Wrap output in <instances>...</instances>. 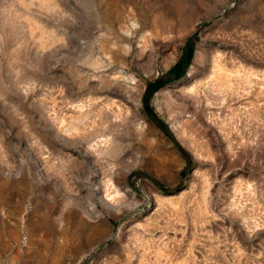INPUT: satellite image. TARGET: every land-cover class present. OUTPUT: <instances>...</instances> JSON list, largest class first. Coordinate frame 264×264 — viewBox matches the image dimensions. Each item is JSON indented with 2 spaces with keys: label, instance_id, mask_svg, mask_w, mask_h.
I'll list each match as a JSON object with an SVG mask.
<instances>
[{
  "label": "rangeland",
  "instance_id": "1",
  "mask_svg": "<svg viewBox=\"0 0 264 264\" xmlns=\"http://www.w3.org/2000/svg\"><path fill=\"white\" fill-rule=\"evenodd\" d=\"M0 264H264V0H0Z\"/></svg>",
  "mask_w": 264,
  "mask_h": 264
},
{
  "label": "trees",
  "instance_id": "2",
  "mask_svg": "<svg viewBox=\"0 0 264 264\" xmlns=\"http://www.w3.org/2000/svg\"><path fill=\"white\" fill-rule=\"evenodd\" d=\"M197 41H198L197 35H193L192 37H190L188 39V41L186 42L185 47L181 53V56L179 57L176 64L164 76L159 77L152 82H149L147 84V88H146L144 95L142 97L143 108H144L146 115L150 118V120L152 122H154L156 124V126L167 137H169L170 139H172L176 143L175 145L177 146V148L179 149V151L181 152V154L184 156V158L186 160H188L189 154L182 148V146H180L176 142L169 126L157 117V115H156V113H155V111L151 105V99L165 85H167L171 82L177 81L186 75L188 69L191 66V63H192V60L194 57L195 45H196ZM188 162H189V160H188ZM140 175H142V174L141 173L137 174V177ZM153 182L156 185L160 186L157 181L154 180Z\"/></svg>",
  "mask_w": 264,
  "mask_h": 264
},
{
  "label": "bare ground",
  "instance_id": "3",
  "mask_svg": "<svg viewBox=\"0 0 264 264\" xmlns=\"http://www.w3.org/2000/svg\"><path fill=\"white\" fill-rule=\"evenodd\" d=\"M115 55H120L115 52ZM72 118L75 119L73 127L77 128V137L84 140L95 137L100 131H102L104 124L107 122L108 115L112 110L96 107H85L84 105H77L74 107ZM81 130V131H80ZM92 141V140H90ZM95 201V200H94Z\"/></svg>",
  "mask_w": 264,
  "mask_h": 264
}]
</instances>
